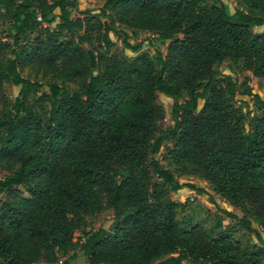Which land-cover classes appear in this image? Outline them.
<instances>
[{"label": "trees", "instance_id": "16d2710c", "mask_svg": "<svg viewBox=\"0 0 264 264\" xmlns=\"http://www.w3.org/2000/svg\"><path fill=\"white\" fill-rule=\"evenodd\" d=\"M234 1L0 0V264H264V97L233 70L264 78V0ZM180 176L261 245L183 223Z\"/></svg>", "mask_w": 264, "mask_h": 264}, {"label": "rangeland", "instance_id": "374dc122", "mask_svg": "<svg viewBox=\"0 0 264 264\" xmlns=\"http://www.w3.org/2000/svg\"><path fill=\"white\" fill-rule=\"evenodd\" d=\"M226 4L228 10L233 12L237 8H241L234 0H221ZM104 0H79V7L81 9L90 8V9H98L103 4ZM264 29V25L260 27H255L254 30L259 32ZM113 40L115 41L114 46L112 47V52L117 53H125L127 55H132L133 53L130 50L124 49L121 43V40H118L114 35ZM151 37V34L148 32H139L136 37H131L129 42L132 44H136L141 42L143 50H150L151 48L148 46V39ZM5 29L2 24H0V42L5 41ZM228 62L224 61L218 65V70L220 72L229 73ZM235 76L241 80L243 78H247L249 80V85L253 88V90L258 93L261 97H264V78H258L253 76L250 72L241 70L239 67H233ZM26 76L25 73H23ZM33 78L32 76H30ZM39 81H43L42 79H38ZM19 90L18 86H13L9 83L4 84V95L12 100L17 95ZM157 101L163 106L165 110V117L160 122V127L165 128L168 125H171V120L169 117V109L172 104V99L158 93ZM201 102V101H200ZM180 182L191 181L194 182L198 188L204 190L203 194H198L196 191L189 190L187 188H182L176 192L171 193V198L178 202H185L186 208L184 211L179 212V219L183 221V223L194 222L202 225V227L210 232L213 236L225 232L230 231L233 236L238 239L243 245L250 246L252 244L261 245L260 242L256 239L254 233L249 232L247 229L243 228L240 224L234 221H228L227 219H222L221 226L215 228L217 219L221 217V213L219 210L223 208L229 212L234 213L238 217L243 216V212L228 202H226L222 197H220L209 184L198 178L193 176H180ZM22 189V188H21ZM24 195L26 193L24 192ZM112 211L106 210L101 212L98 215L93 217H89L87 219L86 229H96L99 226L107 227L111 222ZM261 235L264 240V231L257 225H252ZM72 262L74 264H85V258L83 256L73 259ZM39 264H47L44 262H40Z\"/></svg>", "mask_w": 264, "mask_h": 264}]
</instances>
